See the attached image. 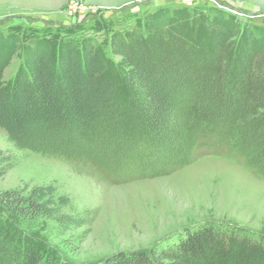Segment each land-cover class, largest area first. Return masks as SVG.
Here are the masks:
<instances>
[{
	"label": "rangeland",
	"instance_id": "obj_1",
	"mask_svg": "<svg viewBox=\"0 0 264 264\" xmlns=\"http://www.w3.org/2000/svg\"><path fill=\"white\" fill-rule=\"evenodd\" d=\"M220 20L236 22L235 42L242 34L264 39V0H0V60L7 62L1 83L10 87L20 71L30 77L42 46L58 56L63 45L82 50L90 42L128 70L126 43L149 37L202 61L218 45L206 28ZM169 80L165 99L181 116L185 136L170 151L177 161L168 163L154 151L125 154L114 135H93L98 115L85 121L84 132L51 102L0 110V153L14 161L0 191L52 184L70 199L64 212L87 218L80 228L54 221L42 227L41 239L61 262L94 264L121 251L174 244L183 229L206 222L264 236V151L253 141L242 146L232 132L218 137L209 126L200 129L209 92L197 81ZM160 83L159 76L153 86L162 89Z\"/></svg>",
	"mask_w": 264,
	"mask_h": 264
},
{
	"label": "trees",
	"instance_id": "obj_2",
	"mask_svg": "<svg viewBox=\"0 0 264 264\" xmlns=\"http://www.w3.org/2000/svg\"><path fill=\"white\" fill-rule=\"evenodd\" d=\"M206 31L218 45L209 48L214 56L205 54L202 61L198 54L188 55L184 49H173L163 40L149 37L126 43L128 70L117 68L90 42L82 50L63 45L58 56L42 46L34 52L38 59L32 79L20 71L12 85L5 87L1 71L7 62L1 59L0 110L24 101L51 102L45 105L64 110L74 127L84 132L89 131L83 126L85 121L98 115V125L106 126H94L93 135H114L125 144V154L151 155L154 151L168 163L177 161L170 151L185 134L181 116L165 99L167 87L172 85L167 81L182 78L197 81L201 92H209L201 107L203 113L197 117L200 129L209 126L218 137L232 132L242 146L253 141L257 143L254 148L264 151V39L251 42L242 34L239 41H233L239 35L234 20L214 22ZM226 48L233 50L228 60L223 56ZM159 76L160 85H165L162 89L153 86ZM121 91L125 102L120 99ZM13 164L11 154L0 153V178ZM69 202L52 184L0 191V264H74L61 262L41 239L47 221L66 229L87 223L86 217L64 212ZM94 264H264V236L206 222L183 229L174 244L121 251Z\"/></svg>",
	"mask_w": 264,
	"mask_h": 264
}]
</instances>
